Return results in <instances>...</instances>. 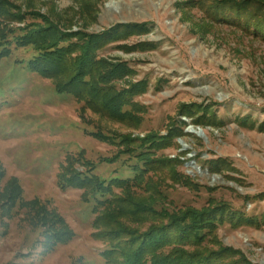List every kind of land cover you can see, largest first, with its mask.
<instances>
[{"label":"rangeland","instance_id":"1","mask_svg":"<svg viewBox=\"0 0 264 264\" xmlns=\"http://www.w3.org/2000/svg\"><path fill=\"white\" fill-rule=\"evenodd\" d=\"M1 3L14 17L0 13V264H104L107 233L142 235L221 203L245 218H218L198 252L213 253L211 264H264V0ZM47 24L72 35L116 28L97 57L131 70L107 85L141 86L124 117L29 70L34 45L14 36ZM143 159L144 174L103 206L90 186L58 184L72 169L130 179ZM121 199L166 214L120 215Z\"/></svg>","mask_w":264,"mask_h":264},{"label":"trees","instance_id":"2","mask_svg":"<svg viewBox=\"0 0 264 264\" xmlns=\"http://www.w3.org/2000/svg\"><path fill=\"white\" fill-rule=\"evenodd\" d=\"M5 6L7 3L0 4V13L11 19L14 15L6 11ZM229 11L230 9L227 8L224 12ZM220 12H216V14H224ZM226 14L239 20L243 16V13L239 14L238 9H233L231 13ZM125 25L117 24V28ZM115 30L116 28L101 33L72 35L60 33L55 27L51 28L47 24L45 28L42 27L33 31L27 28H18V33H14V40H12L13 44H17L19 47L24 44L34 45V53L26 61L29 70L42 76L58 77L60 80L68 79L59 84L58 93L71 94L92 106L110 103L116 115L122 118L126 114L122 107L130 104L134 92L141 86L134 82L130 83L126 89L116 90L113 85H107L117 76L131 72L126 63L120 62L119 65H109L97 57L98 49L103 47L105 43L101 39ZM118 71H120L118 74H114ZM145 142L152 143L148 138L145 139ZM143 150L139 152L141 156L146 153V150ZM175 159L180 160L179 158ZM148 165L150 162L146 159L140 163H133L131 170L134 175L132 178L115 177L109 181L93 177L87 171L72 169L60 176L58 184L61 188L74 185L90 186L96 206H103L114 197L117 186L133 185L149 168ZM215 168L217 167H212V169ZM110 193H112L111 196L107 197ZM123 201L124 199H121V203L117 205L118 208L120 207V215L133 216L144 213L148 216L160 217L161 214H166L162 213L161 210H156L155 204L149 201H144L142 204ZM211 209L213 211L190 209L196 214L189 212L175 220L170 217L163 228L158 229L156 227V229L142 235L130 237L131 233L123 236L116 232L107 233L104 239L108 241V245L101 252L104 264H204L203 259L207 260L205 264H211L209 260L212 259L213 253L203 254L204 252H198V250L207 242L211 243L209 236H211L212 227L216 224L217 219L226 216L241 220L245 218L242 212L230 210L229 204L221 203L219 207ZM101 220V217H96L95 223L98 224ZM244 220L247 221L248 219ZM49 234L55 241H60L56 238L57 233L55 231L51 230ZM121 238H126V240L122 241ZM191 249L194 251L190 252ZM224 251L222 249L218 253L222 255ZM202 254L205 256L202 257Z\"/></svg>","mask_w":264,"mask_h":264},{"label":"water","instance_id":"3","mask_svg":"<svg viewBox=\"0 0 264 264\" xmlns=\"http://www.w3.org/2000/svg\"><path fill=\"white\" fill-rule=\"evenodd\" d=\"M188 164L194 166V162H193V161L189 162ZM194 167H195L196 169H199V168L196 167V166H194Z\"/></svg>","mask_w":264,"mask_h":264}]
</instances>
